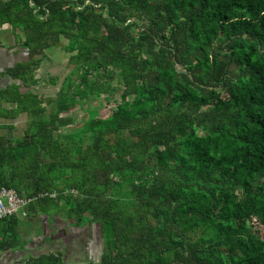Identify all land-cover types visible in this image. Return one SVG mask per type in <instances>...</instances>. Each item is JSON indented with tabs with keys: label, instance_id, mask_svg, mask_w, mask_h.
<instances>
[{
	"label": "trees",
	"instance_id": "16d2710c",
	"mask_svg": "<svg viewBox=\"0 0 264 264\" xmlns=\"http://www.w3.org/2000/svg\"><path fill=\"white\" fill-rule=\"evenodd\" d=\"M0 23L27 53L0 86V128L20 132H0V187L30 198L0 218V254L264 264V0H0ZM53 46L72 67L47 95ZM40 214L55 237L34 252L20 225ZM53 214L97 227L98 261L65 259Z\"/></svg>",
	"mask_w": 264,
	"mask_h": 264
},
{
	"label": "rangeland",
	"instance_id": "374dc122",
	"mask_svg": "<svg viewBox=\"0 0 264 264\" xmlns=\"http://www.w3.org/2000/svg\"><path fill=\"white\" fill-rule=\"evenodd\" d=\"M16 45L18 44V40L14 37ZM5 42H9L8 39H4ZM16 47V46H15ZM71 54L63 50L60 46H53L46 50V56L42 60L40 67L36 69L35 76L39 78L38 86L40 87V90L44 91L48 94H55L61 84L62 79L64 78V74L68 72L72 65L68 63L69 56ZM7 73V72H6ZM57 75L59 78L56 80L55 84H45V79L48 76H55ZM2 79V78H1ZM7 79L8 82L10 81L9 75L7 74V77L4 78ZM7 82V84H8ZM0 86L2 84L0 83ZM117 97V96H112ZM99 99L103 98H97V101L95 103L99 104ZM92 106V105H91ZM115 106L114 103H107L106 105H99L98 110L101 115L107 116L111 113L113 107ZM67 114L72 115L75 117V119H78L81 117V115H85V109L80 110L79 108H73L71 111L66 112ZM22 124H19V127ZM6 129L0 130V132L5 133ZM20 132H18V128L13 129V131H8V134L10 136H17ZM54 219V224L61 226V229L58 231L57 236H63L65 238L66 243H64L63 252L65 253L64 257L67 260H73V261H98L99 255L101 253V240L99 238V232L97 227L93 223H88L85 228H78V227H69L68 224H66V220H62V218L59 215H51ZM48 215L46 214H40L36 218H31V221L28 219L27 216L22 215L23 222H26L24 224L20 225V228L25 232H30V235L33 236V240L30 241L28 246H30L34 252H37L38 249H43V247H39V243L45 241L44 235H50L51 237H55V235L51 234L50 232V224L48 222ZM27 220V221H26ZM62 220V221H61ZM35 224L38 226H35ZM42 228L44 231L43 233L38 234L37 231H35V228L38 230V228ZM52 245H54V242L51 241ZM57 244V243H56ZM61 245V244H60ZM59 245V246H60ZM87 253V254H86ZM27 254H32L30 251H27ZM86 254V257H84Z\"/></svg>",
	"mask_w": 264,
	"mask_h": 264
},
{
	"label": "crops",
	"instance_id": "0c3cea01",
	"mask_svg": "<svg viewBox=\"0 0 264 264\" xmlns=\"http://www.w3.org/2000/svg\"><path fill=\"white\" fill-rule=\"evenodd\" d=\"M14 34L9 23H0V83L7 84V75H4L6 69L13 67L16 63H19L27 58L25 48H21L20 44L16 45ZM4 39H8L9 42H5ZM16 46V47H15ZM2 78V79H1ZM7 122V119H1L0 123ZM6 129L5 134L8 131H13L15 128L1 127L0 130ZM2 133V132H1ZM26 252L20 250L7 251L0 254V264H18L17 261Z\"/></svg>",
	"mask_w": 264,
	"mask_h": 264
},
{
	"label": "built area",
	"instance_id": "2783aa9c",
	"mask_svg": "<svg viewBox=\"0 0 264 264\" xmlns=\"http://www.w3.org/2000/svg\"><path fill=\"white\" fill-rule=\"evenodd\" d=\"M30 201V198H23L12 188L0 187V218L17 212Z\"/></svg>",
	"mask_w": 264,
	"mask_h": 264
}]
</instances>
